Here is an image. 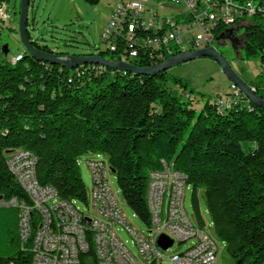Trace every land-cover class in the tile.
Masks as SVG:
<instances>
[{
	"label": "trees",
	"instance_id": "trees-1",
	"mask_svg": "<svg viewBox=\"0 0 264 264\" xmlns=\"http://www.w3.org/2000/svg\"><path fill=\"white\" fill-rule=\"evenodd\" d=\"M243 20L215 29V40L230 28L243 27L245 57L258 58L264 65V11ZM33 44L63 54L37 41ZM2 47L0 196L4 200H29L8 166L10 150L22 148L35 154L38 182L53 187L62 199L81 201L86 200L87 190L78 159L92 151L108 158L125 202L150 226V172L161 168L163 159L187 176L193 209L203 224L198 191L204 189L214 232L234 263L263 264L264 106L250 101L251 110L236 105L221 109V104L206 102L197 112L193 99L185 96L192 91L166 70L142 75L109 66L104 73L69 81L72 69L27 50L13 64ZM122 52L107 49L99 54L115 58ZM139 64L156 62L151 58ZM249 85L264 99L263 76ZM29 246L21 244L19 209L0 207V264H29ZM80 259L82 264H97L94 246Z\"/></svg>",
	"mask_w": 264,
	"mask_h": 264
},
{
	"label": "built area",
	"instance_id": "built-area-1",
	"mask_svg": "<svg viewBox=\"0 0 264 264\" xmlns=\"http://www.w3.org/2000/svg\"><path fill=\"white\" fill-rule=\"evenodd\" d=\"M263 11L264 0H114L103 37L109 52L120 48L123 52L115 58L96 54L117 64L141 66L139 62L151 58L160 64L172 56L213 46L215 29L244 23L243 18ZM12 18L8 3H0V36ZM24 52L8 53L7 60L14 64L16 56ZM59 57L71 60L69 55ZM108 67L104 63H83L72 69L68 80L95 76ZM250 87L256 91L255 86ZM211 103L221 104V109L228 105L252 109L250 99L233 82ZM36 158L22 148L8 152V166L29 200L0 199V207L22 208L25 216L31 217L32 229H23L19 219L21 244L24 247L30 243L29 264H82L80 256L90 245L94 246L97 264H219L213 222L209 227L196 214L190 218L185 195L191 185L186 175L165 160L162 159L161 168L150 174L147 201L151 224L145 225L144 232L129 221L110 187L112 168L105 159L104 164L85 160L92 186L86 200L81 201L62 199L53 187L35 182ZM123 232L129 238L125 239ZM163 235L172 240L167 248L158 243ZM175 245L176 250L169 254Z\"/></svg>",
	"mask_w": 264,
	"mask_h": 264
},
{
	"label": "rangeland",
	"instance_id": "rangeland-1",
	"mask_svg": "<svg viewBox=\"0 0 264 264\" xmlns=\"http://www.w3.org/2000/svg\"><path fill=\"white\" fill-rule=\"evenodd\" d=\"M113 2L114 0H31L28 14V33L32 41H37L40 45H45L64 55L74 56L106 52L107 43L103 37V31ZM8 6L14 14L9 22V29L0 36V45L7 44L8 53L15 54L26 50L19 28L21 0H8ZM235 33L236 37L240 38L244 33V28L236 26ZM238 38L233 42L224 36L216 39L213 46L228 60L238 75L249 84L254 82L259 75L264 77V65L258 58L249 59L245 57ZM106 56L108 57V54ZM166 71L170 75L181 78L186 83L187 90L192 92L185 94L180 85H176L175 88L180 92L183 91L186 97L190 96L193 99V108L197 112L202 109L206 102H211L215 97L223 95L230 89L231 85L230 79L221 66L210 57H196L176 63ZM88 158L105 159L108 163L109 161L106 156L92 151L84 153L78 159L86 190L90 191L92 177L85 162ZM109 184L118 195L129 221L139 230L145 232V224L137 216H134L131 208L125 202L117 183L116 173L112 169H109ZM198 198L203 220L205 224L212 227V218L207 210L204 189H199ZM185 209L190 218H194L192 186L186 189ZM122 236L125 239L129 238L126 232H123ZM217 242L219 245V264H235L226 252L225 243L219 238H217ZM188 244L189 242L186 243V245ZM131 248L136 250L135 246H131ZM176 248L177 245L173 246L169 254ZM164 264L170 263L165 262Z\"/></svg>",
	"mask_w": 264,
	"mask_h": 264
},
{
	"label": "water",
	"instance_id": "water-1",
	"mask_svg": "<svg viewBox=\"0 0 264 264\" xmlns=\"http://www.w3.org/2000/svg\"><path fill=\"white\" fill-rule=\"evenodd\" d=\"M30 6H31V0H21L20 17H19V28H20L21 39L25 45L26 50L32 56H36L46 62L60 64L70 69H73L76 66L83 63H104L111 67H116L120 70H125L135 74L154 75L167 70L176 63H180L196 57H210L221 66L222 70L230 79V81L236 84L253 104H255L256 106H264V99L259 95H257L254 91H252L250 85L247 84L238 75V73L230 66L228 60H226V58H224L216 50L214 46H209L206 48L189 51L180 55L172 56L160 64H156L154 66H147V67L137 66L126 62H121L117 64L109 61L104 56L95 55V54L74 55L71 56V60L64 61L61 58H59V55L57 53L41 50L33 44V41L30 39L28 35V26H27ZM224 36H227L233 42L236 39L232 37L230 33L229 34L226 33V35L221 34L220 38H223ZM8 51H9L8 45L4 44L2 47V52L4 54H8ZM112 171L115 172L113 168ZM1 198L2 197L0 196V199ZM158 243L160 246L167 248L170 245H172V240L168 239L163 235L159 238Z\"/></svg>",
	"mask_w": 264,
	"mask_h": 264
},
{
	"label": "bare ground",
	"instance_id": "bare-ground-1",
	"mask_svg": "<svg viewBox=\"0 0 264 264\" xmlns=\"http://www.w3.org/2000/svg\"><path fill=\"white\" fill-rule=\"evenodd\" d=\"M21 57H22L21 54L16 56L15 62L20 60ZM63 59H64V61H68L65 58H63ZM88 159H91V163L92 164H104V160H102V159H96V158H88ZM170 165H172V164H170ZM35 166H36V161H34V171H35ZM150 174H152V171L150 172ZM182 174L184 175V173H182ZM149 181H150V179H149ZM35 182L39 183L37 178H36V174H35ZM18 209H19V219H22L23 229H32L31 217L30 216H25V210L24 209H22V208H18ZM204 224H205V222H204Z\"/></svg>",
	"mask_w": 264,
	"mask_h": 264
},
{
	"label": "flooded vegetation",
	"instance_id": "flooded-vegetation-1",
	"mask_svg": "<svg viewBox=\"0 0 264 264\" xmlns=\"http://www.w3.org/2000/svg\"><path fill=\"white\" fill-rule=\"evenodd\" d=\"M233 32H234V30L231 29V28L227 30V33H228V34H229V33L232 34ZM238 40H239L240 42H242V40H243L242 36H241L240 38H238Z\"/></svg>",
	"mask_w": 264,
	"mask_h": 264
},
{
	"label": "crops",
	"instance_id": "crops-1",
	"mask_svg": "<svg viewBox=\"0 0 264 264\" xmlns=\"http://www.w3.org/2000/svg\"><path fill=\"white\" fill-rule=\"evenodd\" d=\"M237 27H240V26H237ZM235 31H236V29H235L234 32L231 34V36H236Z\"/></svg>",
	"mask_w": 264,
	"mask_h": 264
}]
</instances>
